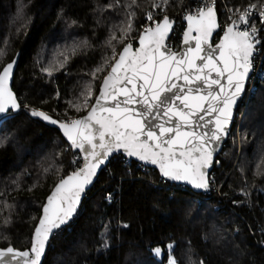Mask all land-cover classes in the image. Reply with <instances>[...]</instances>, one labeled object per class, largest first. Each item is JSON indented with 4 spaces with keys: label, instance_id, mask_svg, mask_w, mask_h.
Returning a JSON list of instances; mask_svg holds the SVG:
<instances>
[{
    "label": "trees",
    "instance_id": "16d2710c",
    "mask_svg": "<svg viewBox=\"0 0 264 264\" xmlns=\"http://www.w3.org/2000/svg\"><path fill=\"white\" fill-rule=\"evenodd\" d=\"M208 1L169 0L165 12L175 22L169 47L180 45L184 14ZM110 3L115 5L116 0H0V70L19 54L12 89L21 105L59 121L80 118L89 110L77 112L70 102L82 103L81 92L89 84L97 95L110 68L97 73L95 79L92 72L105 55L111 57V48L105 44L109 28L124 18L122 6H131V0H119V8H108ZM150 3L137 0L138 6H131L136 13L131 34L134 45L149 23ZM261 3L264 0H215L221 31L229 24L223 15L228 9L243 10ZM116 35L119 38L118 29ZM113 43L121 51L123 46ZM46 67L52 69L51 77L42 71ZM251 92L254 95L248 97L241 126L242 154L237 155V138L232 135L240 107L216 158L219 163L215 161L210 173L215 183L208 194L196 196L185 188H167L154 170L114 157L75 220L53 237L43 264H136L139 260L167 264L168 243L174 244L179 264H186L189 244L193 264L200 260L206 264H264V77L256 78ZM5 134L9 139L0 143V225L10 212L11 222L6 228L0 226V249L12 246L24 251L31 246L46 198L60 177L74 171L81 161L57 130L24 112L7 118L0 127V140ZM17 179L18 189L13 183ZM242 189L247 197L241 195ZM109 193L114 197L111 203L106 198ZM5 203L13 208L5 209ZM109 223L112 245L105 251L100 248V234ZM155 247L162 249L160 257L153 255Z\"/></svg>",
    "mask_w": 264,
    "mask_h": 264
},
{
    "label": "snow or ice",
    "instance_id": "6c2138e0",
    "mask_svg": "<svg viewBox=\"0 0 264 264\" xmlns=\"http://www.w3.org/2000/svg\"><path fill=\"white\" fill-rule=\"evenodd\" d=\"M168 4L169 0H151V9L159 11L146 14L149 23L138 34L137 48L133 46L131 35L136 18L131 6H138L137 0H131V6H122L124 18L109 28L105 41L106 47L111 48V57L105 55L92 72L95 79L97 73L110 68L103 76L99 95L94 96L89 84L81 92L82 103L70 102V107L77 112L90 108L86 116L57 121L43 111L31 110V116L58 124L71 148L79 150L83 163L73 161L76 169L60 177L42 205L30 250L20 251L12 246L0 249V264H41L50 238L73 219L82 194L113 154L135 158L145 168L152 165L167 181L183 182L203 192L211 190L215 181L209 177L208 169L214 162L218 145L228 134L234 108L245 94L254 95L246 86L254 71L257 45L261 44L253 19L258 11L259 22L264 25V3L250 4L243 10L228 9L231 23L225 26L215 47L210 43L218 26L215 0L195 12L185 13L187 29L179 51L166 43L173 30V22L165 12ZM107 7L121 5L116 0L115 5L110 3ZM160 16L162 18H158ZM100 22L98 17L97 23ZM114 41L123 46L122 51L117 50ZM4 43L7 45L8 41ZM2 52L0 49V54ZM15 63L14 59L0 70V117L18 112L21 107L9 87ZM42 71L52 76L51 68ZM93 99L95 103L91 102ZM6 123L7 119H0V127ZM8 139L5 134L0 143ZM13 183L18 189V179ZM241 195L247 197L248 193L242 189ZM106 198L109 203L114 199L112 193ZM4 208L11 210L13 205L5 203ZM10 217L11 212L0 226L8 227ZM202 238L206 241L207 235ZM100 239V248L109 250L112 245L110 223L104 225ZM166 247L169 250L167 264H179L174 244L168 243ZM161 252L160 247L152 249L155 257H160ZM185 257L186 264H193L190 244ZM198 264L206 262L200 260Z\"/></svg>",
    "mask_w": 264,
    "mask_h": 264
},
{
    "label": "water",
    "instance_id": "95a60500",
    "mask_svg": "<svg viewBox=\"0 0 264 264\" xmlns=\"http://www.w3.org/2000/svg\"><path fill=\"white\" fill-rule=\"evenodd\" d=\"M171 21H172V20H171ZM172 22H173V30H174V28H175V22H174V21H172ZM182 22H183V24H184V26H185V27H184V30H183V32H184V31L187 29V21H185V20L183 19ZM217 25H218V26H217L216 30L214 31L213 36H212L211 39H210V43H211V45H212L213 47H215V45L218 44V43L220 42V39L222 38L223 33H224V30L221 31L220 24H219V19H218V15H217ZM173 30L170 31V33H169V39L166 41L167 45H168V42H169V40H170V38H171V36H172ZM219 33H221V35H220L218 41H217L215 44H213V41H214L216 35L219 34ZM193 35H194V34H193ZM137 47H139L138 39H137V41H136V45H135L134 48H137ZM182 47H183V33H182V36H181V42H180L179 50H180ZM121 51H122V49H121ZM14 59L16 60V63L14 64V68H13L14 75H13V78L9 81V87H10L11 89H12V87H13V80H14V77H15V74H16V70H17V67H18L19 54H17V55L14 57ZM14 59H13V60H14ZM13 60H12V61H13ZM12 61H11V62H12ZM9 63H10V62H9ZM5 66H6V65H5ZM109 71H110V70H109ZM106 75H107V74H106ZM250 76H251V74H250ZM248 81H249V80H248ZM248 81H247V85H246V86H248ZM101 83H102V82H101ZM100 85H101V84H100ZM12 91H13V89H12ZM98 95H99V91H98V93H97L96 96H98ZM244 97H245V95H244ZM244 97H243V100H244ZM243 100L238 104V106H236V107L234 108V111H233V117H232V119H231V121H230V123H229V126H228V134L222 139V141H221L220 144L218 145L217 152L214 154V162H213V164L211 165V167L208 169L209 177H210V173H211V171L213 170V168H214V166H215L216 158H217L218 155L221 153V151H222V149H223V145L225 144V142L227 141V139H228V137H229V135H230V132H231V130H232V127H233V123H234V120H235L236 114H237L238 110L240 109V107H242ZM18 103H19V101H18ZM93 103H95V100L93 101ZM19 104H20V103H19ZM20 105H21V104H20ZM32 109H35V108H32V107H29V106H28L27 109H25V107H24L23 105H21L20 110H19L18 112H15V113H11V112H10L9 114H7L6 117H0V119H7V118L12 117V116H14V115H16V114H19V113H21V112H24V113H25L26 115H28L31 119L37 120V121L41 122L42 124L46 125L47 127H50V128H52V129L57 130V131L61 134V137L63 138V140H64V141L68 144V146L71 148V145H70L69 142L67 141V138L64 137L62 131L59 129L58 124H57V125H53V124L48 123L47 121H44V120L40 119L39 117H33V116H31L30 112H31ZM36 110H38V109H36ZM39 111H41V110H39ZM88 111H90V108H89ZM88 111H87V112H88ZM87 112H86L83 116H86V115H87ZM44 113H45V112H44ZM47 115H48V114H47ZM83 116H82V117H83ZM50 117H51V116H50ZM51 118H53V117H51ZM80 118H81V117H80ZM53 119H56V118H53ZM56 120H57V119H56ZM57 121H59V120H57ZM71 150H72L73 153L79 155V157H80V161H81V164H82V163H83V157H82V155H80L79 150H73L72 148H71ZM118 156H121L122 158H124V159H126V160H129V161H131V162H134V163H136V164H138V165L141 166V162L136 161L135 158H127V157L123 156L122 153H121V154H113L111 157H109V159L105 161V164H104V165H101V167L98 169V171H97V175L93 178V183L90 184V185H88L87 188H86V190H85V193L82 194L81 202H80V204H79V206H78L77 213L74 215L73 219L69 222L68 225H66V226H62V229H61V230H57V232H56L55 235H57L59 232H61L62 230H64L66 227H68V226H69V225L75 220V218L77 217V215H78V213H79V211H80V209H81V207H82L83 202L86 200L88 193L92 190L94 184L96 183V181H97L99 175L101 174V172L103 171V169L106 168V166L108 165V163H109V161H110L111 159H113L114 157H118ZM142 167H143V166H142ZM144 168H145V167H144ZM146 168L154 170V171L158 174V176L160 177L158 169H155L154 166H152V165H148ZM160 178H161L162 180L166 181V182H167L168 184H170V185H173V186H176V187H182V188L188 189V190L192 191L194 194H202V193H204L203 191H199V190H194V189H192L190 185H186V184H184L183 182L167 181V180H165V179L162 178V177H160ZM53 189H54V188H53ZM53 189H52V190H53ZM51 192H52V191H51ZM50 194H51V193H50ZM50 194H49V195H50ZM49 195H48V196H49ZM46 201H47V198H46V200H45V203H46ZM41 215H42V210H41ZM37 223H38V222H37ZM55 235H53V236L50 238V241H49V243H48L47 246H46V253H45V255L42 257L41 264L44 263V260H45V258H46L47 253H48V250H49V247H50V245H51V241H52V239H53V237H54ZM30 248H31V246H30ZM30 248H29L28 250H30Z\"/></svg>",
    "mask_w": 264,
    "mask_h": 264
},
{
    "label": "built area",
    "instance_id": "2783aa9c",
    "mask_svg": "<svg viewBox=\"0 0 264 264\" xmlns=\"http://www.w3.org/2000/svg\"><path fill=\"white\" fill-rule=\"evenodd\" d=\"M254 11H256V10H254ZM228 16H229V13H228ZM236 18L238 19V17H236ZM227 20H228L229 23H231V21H229L228 18H227ZM253 22L256 24V27L258 29V37L261 40V44L257 45V52H256L255 59H254L255 67H254V71L251 73L250 79L248 81V86H247L248 88L247 89L249 90V92H251V87L254 84L256 78L264 77V38L262 36L264 25H262L259 22V13H258V11H256V14H255V17L253 19ZM147 25H148V23L145 26H147ZM152 26L154 27V25H152ZM240 27L243 28V25H240ZM179 47H180V45H179ZM179 47L172 48V49L174 51H179ZM248 97H249V94H245V97H244V100H243V103H242V107L245 106V104L247 103ZM123 160L126 161V164L129 162V160H126V159H123ZM143 169H145V168H143ZM164 182H166V181H163V183ZM165 186L167 188H181V189H183L182 187H176V186L170 185L168 183ZM208 193H209V191L208 192H204L201 195H206ZM196 196H198V194H196ZM199 197H201V196H199Z\"/></svg>",
    "mask_w": 264,
    "mask_h": 264
},
{
    "label": "rangeland",
    "instance_id": "374dc122",
    "mask_svg": "<svg viewBox=\"0 0 264 264\" xmlns=\"http://www.w3.org/2000/svg\"><path fill=\"white\" fill-rule=\"evenodd\" d=\"M208 2H211V0L210 1H208ZM207 2V3H208ZM19 9V6H18V8H17V10ZM20 10V9H19ZM147 10H151V11H154V12H158L159 10L158 9H151V7L150 8H148ZM147 10H146V12H145V14L147 13ZM228 13H229V11H227V12H224V17L227 19L229 16H228ZM229 15H230V13H229ZM161 17V16H160ZM162 18V17H161ZM171 20V19H170ZM228 21V20H227ZM184 25V24H183ZM185 27V26H184ZM135 39H132V43H134L135 41H134ZM133 46L135 47V45L133 44ZM110 70V69H109ZM247 107V108H246ZM247 110H248V102L245 104V106H243L242 108H241V110H240V112H239V117H238V119H237V122H236V126H235V130H234V133L232 134V135H234V137H235V140H236V138H237V143H238V145H237V155L239 156V155H241L242 154V134H241V126H242V121H243V117H244V115H245V113L247 112ZM230 136V135H229ZM232 139H233V137H232ZM228 140V139H227ZM233 141V140H232ZM227 142V141H226ZM225 145H226V143H225ZM224 145V146H225ZM224 146H223V148H224ZM223 150V149H222ZM229 154V151H226L225 153H224V155H225V157H226V155H228ZM135 264V263H134ZM136 264H148V263H146V262H142V261H137V263Z\"/></svg>",
    "mask_w": 264,
    "mask_h": 264
},
{
    "label": "bare ground",
    "instance_id": "6f19581e",
    "mask_svg": "<svg viewBox=\"0 0 264 264\" xmlns=\"http://www.w3.org/2000/svg\"><path fill=\"white\" fill-rule=\"evenodd\" d=\"M225 143H226V142H225ZM224 145H225V144H224ZM224 145H223V146H224Z\"/></svg>",
    "mask_w": 264,
    "mask_h": 264
}]
</instances>
